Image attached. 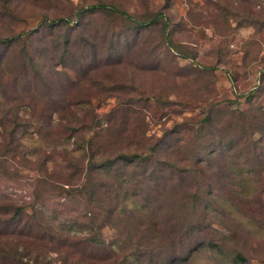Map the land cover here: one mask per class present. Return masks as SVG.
Segmentation results:
<instances>
[{
    "label": "rangeland",
    "instance_id": "1",
    "mask_svg": "<svg viewBox=\"0 0 264 264\" xmlns=\"http://www.w3.org/2000/svg\"><path fill=\"white\" fill-rule=\"evenodd\" d=\"M97 3L110 8L89 9ZM22 32L20 40L0 45V109L4 100L11 101L8 93L18 85L13 72L29 80L42 98L65 88L68 79L79 81L71 95L90 101L79 109L93 112L99 154L109 155L117 148L143 153L159 144L154 160L174 158L176 153L166 151L168 147L187 146L190 150H181L182 154L197 151L204 143L205 134L192 131L211 104L213 109L264 112V0H0V38ZM65 42L69 50L63 54ZM23 48L45 55L43 64H36L45 69L42 82L22 75ZM258 116L251 120L263 123ZM215 117L219 127L232 121L228 132L233 141L255 139L264 153V131L251 137L241 128L242 117L220 113ZM219 127L209 131L214 134ZM35 131L19 135L20 147L12 142L10 148L0 149V226L16 209L22 210L13 220L16 225L0 227V247L9 237L12 246L36 247L39 253L30 255L36 264H59L60 257L40 247L39 232L72 231L73 221L86 223L80 216L83 200L68 199L45 183L38 186L34 178L39 173L28 170L24 160L30 147H37L32 163H39L50 149ZM64 146L72 149L69 141ZM7 150H17L14 159L2 156ZM244 150L227 159L216 156L225 169L213 179L202 178L196 184L192 176L184 175L183 182L165 180L159 186L160 195L147 211L149 221H154V244L178 257V264H264V207H247L244 199L255 197L257 186H264V171L253 152ZM60 151L57 148L51 159L63 166ZM73 154L80 157L79 152ZM196 154L189 156L190 162ZM53 174L54 179L61 175L55 170ZM205 183H210L211 193ZM132 192L131 186L127 193ZM130 207L138 209L135 204ZM25 226L33 228L35 242L27 237ZM172 226L177 231L171 238ZM121 232V240H137L134 231ZM101 236L105 243L115 244L118 231L106 225Z\"/></svg>",
    "mask_w": 264,
    "mask_h": 264
},
{
    "label": "trees",
    "instance_id": "2",
    "mask_svg": "<svg viewBox=\"0 0 264 264\" xmlns=\"http://www.w3.org/2000/svg\"><path fill=\"white\" fill-rule=\"evenodd\" d=\"M108 6L104 3H97L90 5L89 9L106 10L110 8ZM80 13L81 10L79 9L76 15L78 18L81 16ZM249 13L252 14V9ZM119 14L122 15L121 12ZM138 24L144 25L145 23L140 22ZM23 34L22 32L1 37L0 45L12 44L14 41L20 40ZM67 45V42L61 45L63 54L69 50ZM171 49L175 54H181L180 51ZM19 54L21 55L20 64L23 68L22 75L38 77L41 81V76L44 78L46 75L45 69H38V67L45 61V55L25 52V48ZM11 60L13 62L14 58ZM12 74L10 73L13 77V83H18V85L13 84L15 89L12 88L13 90L11 89L8 93V99L11 101L4 100L0 109L4 116L0 119V129L4 124H7L0 130V149L10 148L9 145L12 142L15 143V148L20 147L19 135L27 132L28 129L36 130V135L45 140L50 149L49 152L44 153V159L39 163H32L33 156L37 154V147H30L31 149L27 151L29 157L24 160L26 164L28 163V170L39 173V176L34 178L38 186L45 183L53 190L60 191L68 199L78 196L83 200L80 216L86 223L73 221V225L70 226V228H74L72 231L54 232L45 228L39 232L40 247L47 250L46 254L54 253L60 257L59 264H178V257L171 256L163 247L154 244V221H149L148 217L151 211L148 214L147 211L148 207L154 205L156 198L160 195L161 187L159 188V186L165 180L183 182L184 175L192 176L196 184L200 183L202 178L213 179L218 176L221 170L225 169L223 162L222 164L219 162V164L215 160L216 156H223V159H227L235 156L238 151H246L244 149L253 152V156L262 169L260 171H264V153L259 143L255 139L243 142V139L236 140L234 138L233 141L228 132L232 121H226V127H219L217 125L219 121L216 119L218 116L215 117L219 113L222 116L237 115L242 117L241 128L245 129L252 137L255 133L264 131L262 128L264 126L263 110L257 113V110L253 109L244 112L231 109L228 106H217L214 109L213 104L208 106V110L203 111V117L198 122L199 125L192 131L205 134V141L199 150L186 151L190 153L189 156L197 153L195 158H191L194 159L192 162L189 161L188 153L181 154V150H190L187 149V146L184 148L170 146L166 151L171 150L177 155L174 154V158H170L166 154L167 157L159 160H154L161 149L159 144H153L148 152L141 153L134 150L130 151V149L125 151L123 148H117L114 149L113 153L104 155L97 152L95 145V140L100 135L99 132L93 131L95 128L93 112L91 110L84 112L79 109L80 106L89 104V99L81 100L71 95V87L76 84V86H80L81 82L68 79L65 88L52 92L46 96L47 98H42L36 94V87L29 80L19 79L18 77L21 75L20 73L17 74V71ZM46 89L50 92L49 84ZM6 104H11L7 111L4 109ZM256 113L259 115L258 117L263 119V123H255L251 120L255 118ZM19 114L25 116L22 118ZM250 115H253V118L249 119ZM213 126L214 128L219 127L214 134L209 131ZM225 129H227L226 134H224ZM67 141L71 142L72 149L67 150L65 148L64 145ZM177 141L179 142L181 139ZM207 141L213 143L208 144ZM57 148L61 149L57 154L61 157L63 166L51 159ZM258 148L260 151H257ZM15 152L17 150H7L2 156L8 154L10 156H7L8 159H14ZM73 152H79L80 157L78 159L74 157ZM198 153H202L203 157H199ZM6 160L1 162L5 163ZM50 162L53 163L51 167ZM234 164L240 167L244 163ZM54 170L61 173L59 178L54 179ZM251 170L250 168L249 171ZM255 179L263 181L261 177ZM131 186L133 192L129 195L127 189ZM205 188L211 193L210 183H205ZM237 194L239 193L237 192ZM256 195L250 199L243 196L247 207H264V202L262 203L263 185L257 186ZM109 202H113V205L109 206ZM130 204H135L138 209L137 207H130ZM21 211V209H16L13 212L14 216L9 217L6 220L7 223L0 227L3 229L6 226H11L12 223L16 225L13 220L20 215ZM30 218L36 219L32 216ZM122 222L132 226H129L128 229L121 228ZM31 224L35 227L38 226V223ZM106 225L118 231L115 244L105 243L102 239L101 229ZM24 228L29 231L27 237L34 241L36 238H33L32 235L34 232L31 229L33 228L31 226ZM121 230H128L127 233L134 231L135 233L132 234L137 240L132 241L130 238L121 240ZM174 231L177 229L172 226V231L169 230L168 232L171 238L176 234L173 233ZM11 234L12 232L8 235ZM12 241L14 240L7 237L6 241L2 243L0 263L11 264L20 261L23 264H36L37 259L34 261L30 257V255L39 253L36 247L25 248L24 246L20 248L17 244L12 246ZM5 247L7 249H3ZM41 248L40 251H42ZM93 250L98 252V255H94Z\"/></svg>",
    "mask_w": 264,
    "mask_h": 264
}]
</instances>
